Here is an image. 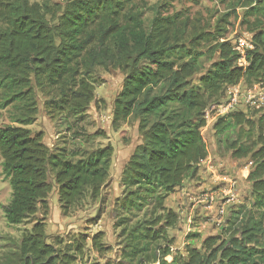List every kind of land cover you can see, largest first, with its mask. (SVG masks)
<instances>
[{
	"label": "trees",
	"instance_id": "16d2710c",
	"mask_svg": "<svg viewBox=\"0 0 264 264\" xmlns=\"http://www.w3.org/2000/svg\"><path fill=\"white\" fill-rule=\"evenodd\" d=\"M244 1L246 18L264 12L258 7L264 0ZM130 3L0 0V110L17 111L16 126L0 127L1 175L11 188L3 213L10 226L34 219L13 251L2 255L0 264H77L82 243L66 249L46 241L43 220L48 198L55 189L64 214L85 193L98 198L108 176L112 148L106 146L73 161L50 151L42 135L26 127L35 121L38 91L55 93L46 105L56 114L86 110L93 91L84 77L93 68L108 65L124 73L113 103V124L132 120L141 137L121 173L123 192L113 207L117 226H128L127 264H264L261 139L258 150L230 144L234 158L249 156L246 180L251 184L252 203L246 215L236 213V227L229 235L226 231L225 238L210 236L202 240L200 249L171 252L166 229L176 225L177 215L165 207V200L185 180L194 179L207 158L202 130L211 105L207 107L205 98H217L212 105L218 104L227 87L241 82L246 87H264V32L252 34V49L245 52L246 65L240 66V54L224 38L229 15L222 17L215 33H199L186 40L174 18L160 16L162 6L145 28L141 13L126 11ZM197 41L213 44L218 57L192 85L199 71ZM242 127L264 133V113L233 112L213 123L217 133ZM40 213L42 217L36 218ZM92 244L99 250L96 240Z\"/></svg>",
	"mask_w": 264,
	"mask_h": 264
},
{
	"label": "rangeland",
	"instance_id": "374dc122",
	"mask_svg": "<svg viewBox=\"0 0 264 264\" xmlns=\"http://www.w3.org/2000/svg\"><path fill=\"white\" fill-rule=\"evenodd\" d=\"M30 2L41 4L43 0ZM261 6L258 7L264 9V5ZM157 7H161V13L163 11L160 14L162 18L175 19L186 40L199 33H215L217 26H222L220 20L225 15L229 18L224 38L231 43L238 38L249 39L253 33L264 32V12L246 18L248 9L244 0H131L126 11L141 13L144 27L148 28ZM185 44L188 46L187 41ZM212 47L210 42L197 41L195 44L194 51L200 55L199 71L192 85H196L197 79L217 60L218 53H213ZM84 79L93 91V100L86 110L75 114H56L46 105L55 93L38 91L35 121L26 128L32 133H40L50 151L60 152L73 161L110 146L112 155L108 176L98 198H91L89 193H85L66 214L59 208L54 189L48 198L49 209L43 220L44 234L48 243H59L61 248L72 249L82 243L83 250L77 256V264H127L124 256L128 226H117L113 207L123 192L121 173L134 149L141 143V137L137 123L132 120L113 124V103L121 91L124 73L108 65L93 68ZM239 84L245 86L242 82ZM224 98L223 93L222 100ZM205 99L209 107L217 98ZM16 114L17 111L10 107L0 110V127L16 126L13 122ZM213 123V120L206 123L202 130L207 158L200 163L197 176L185 180L165 200V207L177 215L176 225L166 229L173 253L184 254L187 247L200 249L202 240L210 236L225 238L226 231L229 235L236 227V213L243 211L246 215L251 209V184L246 180L251 167L248 165L249 156L234 158L230 144L236 142L258 150L262 147L259 140L264 141V133L255 127L250 130L245 127L231 128L217 133ZM49 181L54 187L52 176ZM207 195L215 201L210 203ZM10 199L11 188L8 180L1 175L0 168V261L2 255L13 251L34 220L28 219L18 226L8 225L3 208ZM219 206H224V215L218 213ZM41 217L40 213L36 218ZM94 240L100 246L99 250L94 248ZM166 259L171 261V257Z\"/></svg>",
	"mask_w": 264,
	"mask_h": 264
},
{
	"label": "built area",
	"instance_id": "2783aa9c",
	"mask_svg": "<svg viewBox=\"0 0 264 264\" xmlns=\"http://www.w3.org/2000/svg\"><path fill=\"white\" fill-rule=\"evenodd\" d=\"M234 49L240 54V66L246 65L244 62L245 52L252 49L251 38H238L232 42ZM225 98L218 104L211 105L205 111L206 123L213 120L215 122L218 118L227 116L233 112H241L248 115V113L256 112L257 114L264 113V87L255 84L250 87L237 84L229 86L225 89ZM211 115L213 118L211 119ZM251 166V163H248ZM210 203L215 200L213 197L207 195L206 197ZM220 215L225 214L224 206L217 207Z\"/></svg>",
	"mask_w": 264,
	"mask_h": 264
}]
</instances>
